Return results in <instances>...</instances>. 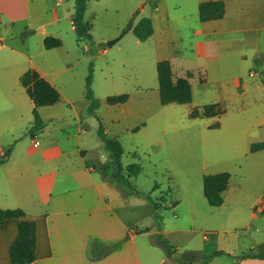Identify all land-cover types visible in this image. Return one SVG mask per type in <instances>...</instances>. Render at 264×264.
I'll use <instances>...</instances> for the list:
<instances>
[{
	"label": "rangeland",
	"instance_id": "374dc122",
	"mask_svg": "<svg viewBox=\"0 0 264 264\" xmlns=\"http://www.w3.org/2000/svg\"><path fill=\"white\" fill-rule=\"evenodd\" d=\"M189 2L167 0L176 24L178 52L184 58L204 63L206 55L245 53L248 58L237 61L236 81L215 80L219 72L207 74L205 83L199 82L198 75L194 77L192 100L186 104H160L154 39L140 41L133 33L141 18L150 17L156 0H88L84 21L89 25V37L72 27L74 0L61 4L58 0H42V5L37 3L40 9L36 19L28 20L32 31H24L17 24L6 41L23 50L27 45L29 52L36 54L32 60L55 76L53 84L60 100L39 113L47 137H55L53 128L64 130L65 125L78 124L86 131L81 134V142L87 157L96 166L103 163L101 172L108 179L114 168L103 135L121 143L124 169L132 163L140 164L139 174L128 180L155 202V217L148 212L144 198L136 200L131 197L134 195L125 194L130 209L120 200L125 213L134 219L132 228H147L152 233L139 236L140 245L152 244L153 238L187 260L192 258L190 251L202 248L257 252V246L264 242V147L252 152L250 145L264 143V38L260 53L253 57L254 43L239 45V40L230 42L228 49L222 47L224 41L210 39L204 49L198 50L195 43L204 39L193 32L199 20ZM174 6L178 8L173 10ZM43 35L61 39L62 45L37 54ZM119 36L117 42L107 46ZM103 48L107 50L104 54ZM20 59L24 62L18 64ZM10 63L0 65V75L5 76L0 78V110L6 106V88L18 86L22 99L16 96L18 106L10 113L11 123L0 127V150L16 155L21 153L19 147L34 137L29 133L33 115L28 111L32 103L17 80V69L27 67V60L13 53ZM87 90L91 99L86 97ZM123 93L128 94L125 103H106L108 96ZM213 101L221 103L222 114L189 117L192 108ZM136 126L139 129L133 131ZM34 134L41 140V131ZM219 172H227L230 177L222 193L223 203L214 207L203 195V177ZM228 257L225 254L218 259L224 263Z\"/></svg>",
	"mask_w": 264,
	"mask_h": 264
},
{
	"label": "crops",
	"instance_id": "0c3cea01",
	"mask_svg": "<svg viewBox=\"0 0 264 264\" xmlns=\"http://www.w3.org/2000/svg\"><path fill=\"white\" fill-rule=\"evenodd\" d=\"M189 1V5L197 10L199 20L193 32L204 39L195 43L198 50L204 49L210 39H216L217 43L224 41L222 47L228 49L230 42L235 44V40H239V45L254 43L251 57L260 53V42L264 38V0H221L224 3L223 17L207 21L199 19L198 5L203 1L215 0ZM38 2L42 5V0H0V65L10 66L13 53L22 55L28 66L17 69L18 82L24 71L34 68L54 86L55 76L32 60L36 54L29 52L27 45L23 50L6 41L17 24H21L24 31H32V24L28 20L31 17L36 19L40 9ZM62 2L63 0H58V4ZM175 7L178 8L174 6L172 9ZM172 15L167 0H156L150 14L153 33L149 37L154 39L156 61L170 60L174 79L187 77L190 85L197 75L200 77L199 82L205 83L210 72L214 75L219 72L215 76L217 81H236L237 61L247 59L248 56L245 53H224L206 55L205 63L189 61L178 52L176 24L171 19ZM70 22L75 29L73 18ZM39 31H44V28H39ZM44 37L46 36L40 37L37 54L52 49L44 48ZM105 52L107 50L103 48L101 53ZM23 62L24 59H20L17 63ZM222 71L224 73L220 74ZM0 78L5 76L1 74ZM20 86L25 91L21 84ZM6 90L8 97L5 100V109L0 110V127L11 123L10 113L12 110L16 111L18 106L16 96L22 99V91L18 86ZM0 97L3 98L1 94ZM208 104H217L223 109L220 102L213 101ZM41 108L43 107L37 108L38 114ZM32 109L33 103L28 111L32 113ZM38 131H41V140L34 134ZM52 132L55 137H47L46 125L43 123L40 129L29 132L34 137L27 144L24 143L23 147H19L21 153L14 155L0 150V208L21 209L25 213V219L35 223V260L29 264H175L167 260L163 246L155 239L151 238L152 244L144 242L140 245L137 241L139 236H150L152 233L147 228H132L134 219H130L123 208L124 204L129 209L132 205L118 186L101 172L103 163L96 166L87 157L86 147L81 142V134L86 131L77 124L65 125L64 130L53 128ZM131 197L136 200L143 199ZM158 202L162 203L159 200ZM145 203L149 212V206L146 201ZM163 204L158 206L159 209ZM19 222V218H10L0 223V264H12L10 247L18 235ZM203 238L205 244H208V237ZM92 241L115 247L103 257L92 259L89 253ZM217 251L220 253L212 255ZM190 252L192 258L189 257L188 260L182 255L178 257L174 250L172 257L189 264H264V258L242 257L249 252H237L236 249L224 252L219 248H202ZM225 254H228L229 261L222 263L218 258Z\"/></svg>",
	"mask_w": 264,
	"mask_h": 264
},
{
	"label": "trees",
	"instance_id": "16d2710c",
	"mask_svg": "<svg viewBox=\"0 0 264 264\" xmlns=\"http://www.w3.org/2000/svg\"><path fill=\"white\" fill-rule=\"evenodd\" d=\"M88 0H74L73 21L80 34L89 37V25L84 21V14L87 8ZM224 3L221 0L203 1L198 5V15L201 21L215 20L223 17ZM135 37L140 41H145L153 33L152 21L150 17L141 18L132 28ZM62 40L46 36L43 39V46L46 49L59 47ZM157 77L159 84V102L161 105L167 104H186L192 100V89L187 77L174 79L171 62L168 59L158 60L156 62ZM19 82L25 89L26 94L33 103L32 115L33 122L29 132L36 131L43 126L37 108L52 106L60 99V92L44 77H42L34 68H28L19 76ZM86 97L91 99V94L86 91ZM128 94L111 95L106 98L109 105L124 103ZM223 113L217 104H206L202 107H194L189 112V117H212ZM214 127H218L215 124ZM139 127H135L136 131ZM104 148L108 152L109 163L113 166V173L109 179L118 186L124 194H131L142 197L149 206V213L155 217L156 205L148 195L139 192L128 180L130 177H136L141 171L139 163L129 164L126 169L121 164L123 148L121 143L113 138L101 136ZM263 143H253L250 146L252 152L263 148ZM104 174V173H103ZM229 173L219 172L209 174L203 177V195L210 206L218 207L223 203L222 193L226 190L229 182ZM10 218H19L18 235L10 247V258L12 264H29L35 260V223L32 220L25 219V213L21 209H1L0 223ZM159 242V241H158ZM160 243V242H159ZM161 244V243H160ZM165 250V256L168 261L175 264H187V262L174 259L173 249L168 244H161ZM115 245L108 246L97 241L90 243V256L92 259L100 258L109 253ZM220 251L212 253L216 255ZM242 257L264 258V242L257 247V252L248 253Z\"/></svg>",
	"mask_w": 264,
	"mask_h": 264
},
{
	"label": "water",
	"instance_id": "95a60500",
	"mask_svg": "<svg viewBox=\"0 0 264 264\" xmlns=\"http://www.w3.org/2000/svg\"><path fill=\"white\" fill-rule=\"evenodd\" d=\"M125 32H126V31H125ZM125 32H124V33H125ZM124 33H123V34H124ZM120 37H121V36L116 37V38H114V39L108 41V42H107V46H111V45H113L115 42H117V41L119 40Z\"/></svg>",
	"mask_w": 264,
	"mask_h": 264
}]
</instances>
